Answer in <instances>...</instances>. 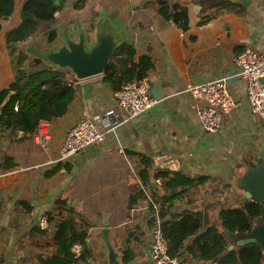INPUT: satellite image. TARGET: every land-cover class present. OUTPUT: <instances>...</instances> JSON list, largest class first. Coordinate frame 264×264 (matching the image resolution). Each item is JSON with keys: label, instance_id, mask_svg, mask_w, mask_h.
Returning a JSON list of instances; mask_svg holds the SVG:
<instances>
[{"label": "crops", "instance_id": "obj_1", "mask_svg": "<svg viewBox=\"0 0 264 264\" xmlns=\"http://www.w3.org/2000/svg\"><path fill=\"white\" fill-rule=\"evenodd\" d=\"M18 1L14 14L0 21L4 28L0 90L16 75L17 58L7 45L5 32L20 22L26 0ZM161 1L88 0L79 10L70 5L56 13L54 23L42 25L37 35L19 45L25 51L29 45L49 48L61 42L66 31L76 38L78 25L87 29L92 42L95 23L109 19L124 35V43L134 48V63L144 56L152 60L146 75L151 87L155 81L161 82L166 97L144 114L122 122L123 112L115 96L119 88L104 74L98 75L83 80L66 113L51 121L52 137L45 145L37 143L31 133L0 132V264H42V258L56 253L54 229L42 231L38 225V219L49 213L56 218L73 214L78 227L87 230L92 257L76 264L107 263L99 235L106 211L111 213V238L117 249L124 248L130 238L136 259L147 256L153 234L148 195L161 208L160 201L168 195L161 174L167 171L201 176L205 181L191 187L174 211L203 210L227 232L221 209L247 199L236 180L249 161L264 160V117L252 112L247 82L235 64L236 56L247 46L264 52V29L262 34L257 32L258 25L264 27V0H168L187 7V30L161 12ZM70 12L76 17L70 18ZM51 30L56 32L54 43L48 41ZM27 55L28 62L20 69L45 65ZM220 75L229 77L230 90L240 106L225 117L220 131L208 132L197 115L203 101L185 89ZM137 78L141 77L136 73L130 80ZM109 110L113 113L107 116ZM84 113L108 131L105 142L90 145L64 164H47ZM111 123L117 126L111 128ZM143 159L149 161L148 184L141 178ZM7 160L14 166L6 167ZM157 178L162 179L161 185ZM142 191L145 195L131 204V197Z\"/></svg>", "mask_w": 264, "mask_h": 264}, {"label": "trees", "instance_id": "obj_2", "mask_svg": "<svg viewBox=\"0 0 264 264\" xmlns=\"http://www.w3.org/2000/svg\"><path fill=\"white\" fill-rule=\"evenodd\" d=\"M18 0H0V21L14 14ZM88 0H26L20 9V22L17 26L5 32L9 48L16 55V75L14 81L0 90V132L11 135L32 133L43 120L52 121L64 115L76 96V89L66 81L67 71L42 65L20 69L28 60L24 48L19 45L30 36L37 35L44 24H52L56 13L68 6L84 9ZM161 12L184 30L189 26V14L186 6L170 4L168 0L161 1ZM4 28L0 23V35ZM56 32L49 31L48 41L54 43ZM2 44L0 43V52ZM17 52V53H16ZM134 48L129 43H123L106 68L104 78L120 88L126 80L132 79L136 73L143 77L152 68L153 62L144 56L136 64L133 61ZM6 167L14 166L7 160ZM145 167L141 170V178L148 184L149 161L143 159ZM57 167L55 171L58 169ZM163 186L168 195L160 201V217L163 220L164 236L168 241V250L172 256L182 257L192 264H264V249L258 243L237 246L233 236L248 233L256 224L264 220V206L256 200L246 199L241 204L222 208L220 218L223 227L230 232L228 236L203 210L191 207L181 212L174 209L183 201L189 189L201 185L205 181L201 176H188L182 172L167 171L161 174ZM144 192L131 197L133 204ZM65 201H59L63 203ZM75 213V211H73ZM49 221L54 229L55 252L52 256L41 259L42 264H76L92 257L89 234L86 229L78 227L73 214L68 217L56 218L49 213ZM150 224L154 225V219ZM42 230V229H41ZM43 231V230H42ZM47 231V230H45ZM133 234V233H132ZM129 238L124 248H121L124 262L127 264L136 259L137 254L130 246ZM76 243L83 245L80 257L72 251ZM235 244L233 249H229Z\"/></svg>", "mask_w": 264, "mask_h": 264}, {"label": "built area", "instance_id": "obj_3", "mask_svg": "<svg viewBox=\"0 0 264 264\" xmlns=\"http://www.w3.org/2000/svg\"><path fill=\"white\" fill-rule=\"evenodd\" d=\"M31 37L26 40L29 41ZM235 64L239 68V73L247 82L248 100L252 112L264 117V52L254 47L247 46L235 58ZM66 81L68 85L78 90L81 80L67 71ZM151 78L145 75L141 78L127 81L115 91L117 104L123 112V121L138 117L148 111L156 102L152 94ZM185 93L191 97L202 100L199 105L197 115L205 131L218 132L223 128L225 117L238 109L240 102L233 96L229 87V77L220 75L211 79L189 84ZM113 113V110L106 112V115ZM116 123H111L114 128ZM106 130H102L96 119L84 113L79 121L67 132L64 144L55 157L48 159L47 164H64L73 155L85 150L90 145H100L107 138ZM34 140L41 144L52 137L51 121L43 120L34 132L31 133ZM156 183L161 185L162 179L157 178ZM148 208L153 211L154 225L149 253L153 256L156 264H192L179 256H172L168 250V241L164 236L163 220L160 217L159 202L153 196L148 195ZM39 228L50 230L52 225L49 215L44 214L38 219ZM76 257H80L83 245L76 243L73 246ZM212 264H218L214 261Z\"/></svg>", "mask_w": 264, "mask_h": 264}, {"label": "water", "instance_id": "obj_4", "mask_svg": "<svg viewBox=\"0 0 264 264\" xmlns=\"http://www.w3.org/2000/svg\"><path fill=\"white\" fill-rule=\"evenodd\" d=\"M198 8H196V12L199 10ZM263 29L264 27L258 25L257 32L262 34ZM75 37L73 38L66 31L61 42L45 49L29 45L26 52L45 65L68 71L83 81L103 75L118 48L125 41L122 32L109 19H102L95 23L92 42H89L87 29L83 25H78ZM235 73L236 69L233 70L232 76ZM88 89L89 86H86L85 90ZM150 93L157 100L166 97L160 81L153 83ZM236 186L244 191L247 199L259 201L264 206V160L259 159L256 164L249 161L247 168L238 176ZM110 214V211L103 214V227L99 233L106 250V264H126L122 252L117 249L111 238ZM226 234L229 236L230 232L227 231ZM233 238L237 240V246L258 243L264 249V220L256 224L248 233L233 236ZM151 247V244L147 247V256L134 259L127 264H156L153 256L149 253ZM234 247L235 244H231L229 249Z\"/></svg>", "mask_w": 264, "mask_h": 264}, {"label": "rangeland", "instance_id": "obj_5", "mask_svg": "<svg viewBox=\"0 0 264 264\" xmlns=\"http://www.w3.org/2000/svg\"><path fill=\"white\" fill-rule=\"evenodd\" d=\"M93 3H94V2H93ZM93 3H92V4H93ZM69 16H70V18L76 17V15H75V14L73 15V13H71V12H70ZM10 24H11V23H10ZM38 61H39V64L42 65L43 62L40 61V60H38ZM26 62H28V61H26ZM26 62L24 63V65H26ZM242 191H243V190H242Z\"/></svg>", "mask_w": 264, "mask_h": 264}]
</instances>
